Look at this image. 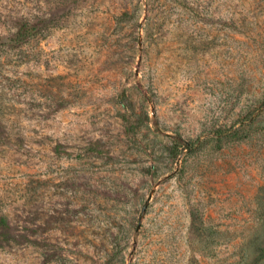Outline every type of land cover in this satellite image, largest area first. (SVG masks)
Returning a JSON list of instances; mask_svg holds the SVG:
<instances>
[{"label":"rangeland","instance_id":"374dc122","mask_svg":"<svg viewBox=\"0 0 264 264\" xmlns=\"http://www.w3.org/2000/svg\"><path fill=\"white\" fill-rule=\"evenodd\" d=\"M129 263L264 264V0H0V264Z\"/></svg>","mask_w":264,"mask_h":264},{"label":"water","instance_id":"95a60500","mask_svg":"<svg viewBox=\"0 0 264 264\" xmlns=\"http://www.w3.org/2000/svg\"><path fill=\"white\" fill-rule=\"evenodd\" d=\"M142 30H143V26L140 25V28H139V34H140V37H139V50H140V52H142V49H143ZM141 59H142V57H141V55H140V56H139V61H141ZM154 193H155V189H153V190L150 192V194H149V196H148V199L146 200V202H145V204H144V206H143V208H142L141 215H140V219H139V223H138V226H137V229H136L137 232L140 230V228H141V226H142V222H143V220H144V217H145V215H146L147 209H148V207H149L150 201H151V199H152ZM129 264H131V263H129Z\"/></svg>","mask_w":264,"mask_h":264},{"label":"trees","instance_id":"16d2710c","mask_svg":"<svg viewBox=\"0 0 264 264\" xmlns=\"http://www.w3.org/2000/svg\"><path fill=\"white\" fill-rule=\"evenodd\" d=\"M25 31H27V32H33L34 29H33V28H28L27 26H25V27L22 29V31L20 32V34L18 35L17 42L22 43V42H24V41L26 40V39L24 38V36H26V34H27Z\"/></svg>","mask_w":264,"mask_h":264}]
</instances>
